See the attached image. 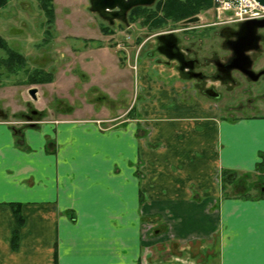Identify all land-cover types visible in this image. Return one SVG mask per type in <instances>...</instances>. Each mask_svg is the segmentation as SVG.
Here are the masks:
<instances>
[{
	"label": "crops",
	"instance_id": "1",
	"mask_svg": "<svg viewBox=\"0 0 264 264\" xmlns=\"http://www.w3.org/2000/svg\"><path fill=\"white\" fill-rule=\"evenodd\" d=\"M145 79L134 114L0 118V264H264V116Z\"/></svg>",
	"mask_w": 264,
	"mask_h": 264
},
{
	"label": "rangeland",
	"instance_id": "2",
	"mask_svg": "<svg viewBox=\"0 0 264 264\" xmlns=\"http://www.w3.org/2000/svg\"><path fill=\"white\" fill-rule=\"evenodd\" d=\"M51 4L53 23L49 36L42 30L45 18L38 0H7L6 6L0 9V37L25 57V69H43L51 75L48 83L28 85L24 83L25 75L22 73L9 77L2 74L0 110L8 116H18L29 106L42 113L44 118L71 116L75 111L82 112L88 118H100L123 113L128 106L138 103L139 108L140 105L145 106L143 101H138L140 83L132 69L118 66L116 53L107 45L100 43L103 48H91V42L84 40L88 36H98L96 27L90 25V20L96 19L86 9L87 0H52ZM211 7L212 0L208 9L192 14L200 15L202 21L185 26L202 27L200 25L207 23L204 18L210 19L208 14L212 11ZM197 30L202 31L180 36L184 38L183 42L197 44L200 41L204 49H207L211 39L216 42L212 31L207 28ZM144 72L141 70V76H145ZM145 80V88L162 86L174 93H183L181 96L186 100L193 97L186 83H165L162 79L154 78ZM243 85L241 81V87ZM262 86L264 79L256 84H248V93L239 96L241 98L235 102L223 100L212 105L203 101L218 106L221 116L228 120L264 116ZM31 87L37 90L35 100L27 94V89ZM14 120L20 119L15 117ZM240 189L255 192L247 181Z\"/></svg>",
	"mask_w": 264,
	"mask_h": 264
},
{
	"label": "flooded vegetation",
	"instance_id": "3",
	"mask_svg": "<svg viewBox=\"0 0 264 264\" xmlns=\"http://www.w3.org/2000/svg\"><path fill=\"white\" fill-rule=\"evenodd\" d=\"M172 1H179L182 7L190 0H87L86 9L96 19L90 20V25L92 28L96 27L98 36H88L84 40L91 42V48H103L100 43L107 45L117 55L116 64L121 68L130 67L138 80L141 70H145L144 74L148 79H162L165 83H186L190 93L212 105L223 100L235 102L248 93V84H256L264 79V74H261L257 80L251 81L240 71L230 69L243 62L236 52L247 44L252 48L247 49L243 55L250 60V70L255 74L264 71V26L255 29L256 42L252 46L248 44L250 36L252 37L251 26L242 27V23L217 20L211 12L208 14L210 19L205 17L207 23L199 28L212 31L211 35L217 38L216 42L211 39L207 49L202 48L200 41L195 44L188 40L190 43L185 44L184 38L180 36L202 30L196 31L198 27H186L184 21L196 17L197 20L191 23H198L202 19L200 15H192L180 21L169 20L164 8L167 9ZM52 23L53 20L47 23L45 18L42 30L47 36ZM46 73L50 75L49 72ZM241 81L245 84L242 87ZM140 92L141 89L138 88L137 98L141 97ZM138 105L128 106L123 116L134 114ZM212 107L220 111L218 106ZM15 117L20 120H14ZM0 118L17 127H32L44 117L28 106L18 116H8L0 110Z\"/></svg>",
	"mask_w": 264,
	"mask_h": 264
},
{
	"label": "trees",
	"instance_id": "4",
	"mask_svg": "<svg viewBox=\"0 0 264 264\" xmlns=\"http://www.w3.org/2000/svg\"><path fill=\"white\" fill-rule=\"evenodd\" d=\"M191 1V2H190ZM180 7L179 1H172L168 4L167 9H165V14L169 20L180 21L188 16L192 15L199 10L208 9L211 6V0H190ZM39 7L42 10L47 23H51L53 20V9H52V0H38ZM7 0H0V9L6 6ZM0 76L6 74V76H13L22 73L25 75L24 83L28 85L34 84H44L48 83L51 80V76L44 72L41 69H35L28 71L25 69V58L18 53L17 51L11 49L7 46L5 41L0 37ZM261 162L256 164L257 169L263 170L264 168V153L260 155ZM263 167V168H262ZM219 181L221 185L227 180L231 179L226 172H222L219 175ZM12 214L16 221V224L19 226L22 224V217L19 210V205H12ZM17 232H13L12 235V245H15L17 242Z\"/></svg>",
	"mask_w": 264,
	"mask_h": 264
},
{
	"label": "built area",
	"instance_id": "5",
	"mask_svg": "<svg viewBox=\"0 0 264 264\" xmlns=\"http://www.w3.org/2000/svg\"><path fill=\"white\" fill-rule=\"evenodd\" d=\"M211 12L217 20L242 23L264 18V8L254 0H212Z\"/></svg>",
	"mask_w": 264,
	"mask_h": 264
},
{
	"label": "water",
	"instance_id": "6",
	"mask_svg": "<svg viewBox=\"0 0 264 264\" xmlns=\"http://www.w3.org/2000/svg\"><path fill=\"white\" fill-rule=\"evenodd\" d=\"M258 5L262 6L264 8V0H254ZM197 18L194 17V18H191V19H187L184 21L185 24H188V23H191V22H194L196 21ZM242 27H248V26H251V33H252V37L250 36L249 38V41H248V44H252V46L255 45V42H256V38L254 37V32H255V29L257 28H261L264 26V19L261 20V21H255V20H249V21H245V22H242L241 24ZM240 41V40H239ZM247 45V44H246ZM243 48V49H239L238 47V53L236 52L237 56L240 55V59H242V63L241 64H237V65H234L232 67H230V69H235V70H238L240 71L244 76H246L249 80L251 81H255L257 80V78L261 75V74H264V71L262 72H259L257 74L253 73L251 70H250V60L243 55V53L247 50V49H250L252 48L250 45L246 46ZM239 58V56H238ZM35 93H36V89L35 88H29L27 90V94L28 96L32 99V100H35L36 97H35ZM31 127V125H30Z\"/></svg>",
	"mask_w": 264,
	"mask_h": 264
}]
</instances>
